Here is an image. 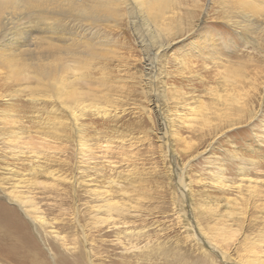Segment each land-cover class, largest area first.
Returning <instances> with one entry per match:
<instances>
[{"label": "rangeland", "instance_id": "rangeland-1", "mask_svg": "<svg viewBox=\"0 0 264 264\" xmlns=\"http://www.w3.org/2000/svg\"><path fill=\"white\" fill-rule=\"evenodd\" d=\"M181 1L190 12L157 28L133 5L112 7L115 21L72 20L87 38L73 56L84 73L17 82L0 63V201L28 230L17 198L36 204L42 264H89L87 250L93 264H224L199 240L223 226L237 232L221 243L230 264L264 257V31L239 23L240 0ZM186 21L187 32L164 28ZM163 31L169 44L154 60ZM210 34L209 49L242 75L230 107L217 96V59L196 52ZM81 76L88 97L73 115L57 85Z\"/></svg>", "mask_w": 264, "mask_h": 264}, {"label": "bare ground", "instance_id": "bare-ground-1", "mask_svg": "<svg viewBox=\"0 0 264 264\" xmlns=\"http://www.w3.org/2000/svg\"><path fill=\"white\" fill-rule=\"evenodd\" d=\"M193 1L199 2L198 0ZM239 2L241 6L239 9L243 10L239 12L242 20L239 23L252 25V21H254L255 24H258L256 29L264 31V0H240ZM237 3L238 0H234V4ZM121 5L129 8L133 5L138 9L140 8L145 14L147 21L155 22L156 28L158 23L163 26L162 23L168 20L178 19L177 17L184 7L190 12V8L185 6L181 0H0V34H6L5 38L0 40V63L8 67L9 76L17 82L22 79L27 81L29 77L40 80L41 75L44 73H52L58 70L84 73L82 72L84 68L81 60L75 57L73 59V56H75V52H78L77 49L83 48L87 38L70 29L71 21L84 20L89 22V19L97 20L103 18L107 20L111 18L113 20L112 7L118 8ZM35 25L41 27L40 33L57 36L55 42L49 41L47 37L42 38L41 34L34 35L32 30ZM189 26V22H177L174 29L167 24L164 25V28L172 35L173 32L176 34L178 32H187V27ZM165 36H167L165 31L163 33L157 32V40L159 41L154 60H157L159 51L169 44ZM215 39L216 37L210 34L205 43L206 47L199 48L195 46L196 52L199 55L204 53L202 55L208 56L209 54L204 52L208 48L209 53H213V56L217 59L218 69H222L220 74L222 86L224 87V95L217 94V96L230 107L236 101L239 103V97H242L237 94V91L241 88L242 75L238 68L235 69L224 63L223 59H221V57L224 58V55L217 49H209L214 45ZM67 54L73 59L68 64L63 63L61 59ZM187 54L180 59V66L188 65L187 58L190 56ZM81 79H84V76H81L80 79L74 78L71 82L64 80V84L60 83L57 85L58 92H62V97L60 98L62 99V105L73 115L76 114V110L75 108H71L70 104L79 106L81 105L80 100L88 97L82 90L79 91L76 86ZM216 179L217 181L222 179L221 170L217 173ZM17 200L21 205H17V207L31 225V228L33 227V231L31 228L28 230V224L19 217L16 209L8 207L0 201V264H25L28 261L30 264H42L36 255L39 250L36 247V236L33 232L43 239L42 228L45 226L43 217L31 199L24 201L17 198ZM105 207L109 211L113 210L110 204H107ZM100 209L101 207H99ZM236 233L233 229L223 226L216 228V236H213V240H209V242L203 241L201 238L199 240L222 263L230 264V253L222 247L221 243L233 242ZM262 243L264 244V238ZM257 253L253 250V252L245 254V257L237 260L236 264H264V257L258 256L260 254L257 255ZM70 254L71 256L73 255L71 252ZM87 254L88 263L93 264L89 250H87ZM58 263L60 264V262ZM66 264H70V262Z\"/></svg>", "mask_w": 264, "mask_h": 264}, {"label": "snow or ice", "instance_id": "snow-or-ice-1", "mask_svg": "<svg viewBox=\"0 0 264 264\" xmlns=\"http://www.w3.org/2000/svg\"><path fill=\"white\" fill-rule=\"evenodd\" d=\"M5 35L6 34H0V40L4 39L5 38Z\"/></svg>", "mask_w": 264, "mask_h": 264}]
</instances>
